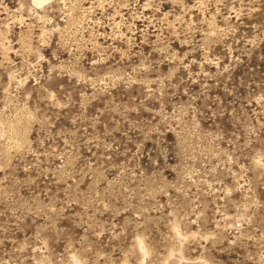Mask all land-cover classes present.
<instances>
[{
    "label": "rangeland",
    "instance_id": "374dc122",
    "mask_svg": "<svg viewBox=\"0 0 264 264\" xmlns=\"http://www.w3.org/2000/svg\"><path fill=\"white\" fill-rule=\"evenodd\" d=\"M0 264H264V0H0Z\"/></svg>",
    "mask_w": 264,
    "mask_h": 264
},
{
    "label": "bare ground",
    "instance_id": "6f19581e",
    "mask_svg": "<svg viewBox=\"0 0 264 264\" xmlns=\"http://www.w3.org/2000/svg\"><path fill=\"white\" fill-rule=\"evenodd\" d=\"M44 1H46V0H35V2H37V3H42Z\"/></svg>",
    "mask_w": 264,
    "mask_h": 264
}]
</instances>
